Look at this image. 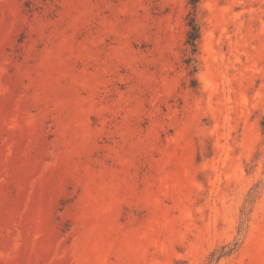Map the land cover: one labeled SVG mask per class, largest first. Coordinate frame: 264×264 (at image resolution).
I'll return each mask as SVG.
<instances>
[{"label": "rangeland", "instance_id": "obj_1", "mask_svg": "<svg viewBox=\"0 0 264 264\" xmlns=\"http://www.w3.org/2000/svg\"><path fill=\"white\" fill-rule=\"evenodd\" d=\"M0 264H264V0H0Z\"/></svg>", "mask_w": 264, "mask_h": 264}, {"label": "trees", "instance_id": "obj_2", "mask_svg": "<svg viewBox=\"0 0 264 264\" xmlns=\"http://www.w3.org/2000/svg\"><path fill=\"white\" fill-rule=\"evenodd\" d=\"M198 0H192L193 7L196 8ZM190 29L188 31V39L187 42L196 47L197 41L199 39V27L195 20L189 22Z\"/></svg>", "mask_w": 264, "mask_h": 264}]
</instances>
